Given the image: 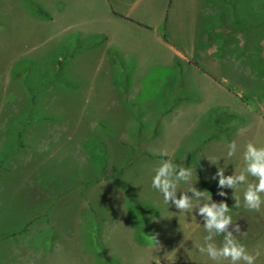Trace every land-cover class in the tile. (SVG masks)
<instances>
[{
    "label": "rangeland",
    "instance_id": "1",
    "mask_svg": "<svg viewBox=\"0 0 264 264\" xmlns=\"http://www.w3.org/2000/svg\"><path fill=\"white\" fill-rule=\"evenodd\" d=\"M111 1L134 22L154 23L153 34L122 35L130 48L163 60L176 49L172 66L138 72L134 57L123 63L107 40L94 44L101 35L82 38L76 29L107 24L105 0H0V264H110L105 249L125 264H151L132 242L125 192L109 183L152 178L160 159L146 153L167 150L192 166L209 140L236 133L234 156L215 155L225 176L238 174L246 144L264 146V0H208L211 14L197 22L190 0ZM202 93L227 107L177 110ZM100 214L107 246L78 224ZM141 234L153 243L149 227ZM59 238L40 262L28 256L31 244L51 251Z\"/></svg>",
    "mask_w": 264,
    "mask_h": 264
},
{
    "label": "crops",
    "instance_id": "2",
    "mask_svg": "<svg viewBox=\"0 0 264 264\" xmlns=\"http://www.w3.org/2000/svg\"><path fill=\"white\" fill-rule=\"evenodd\" d=\"M135 1L138 0H120V4H122L123 6H129L130 3ZM179 2L180 0H174V2L172 3L179 4ZM194 3H199V7L196 8ZM207 3L210 2L208 0H190L188 8L191 12L190 16L194 21L197 22L198 19L202 21L204 15L211 14L206 9V7L209 8ZM169 5H171V2ZM192 6L195 7L194 12ZM103 10V15L107 20V24L99 25L95 24L94 22L91 27L85 29V32L79 29L76 30L81 32L80 36H82V38H88L94 35L107 36L108 45L113 47L114 51L119 55V57L124 60L123 63H125V60L129 58H135L136 67H134V69L138 72H149L154 68L160 66H172L175 61V58L182 54H179L176 49H173L171 53L168 54V57L164 60L160 57H157L156 55L154 56V54H152L151 56L150 54H147V56L146 54L140 55V49L130 48L131 46L126 43L127 40L122 35L133 30H137L136 32H140V28L147 31L150 30V32L153 34L155 28L154 23H150L149 25L148 23H145L140 20L134 22L132 18L128 17L130 13L118 10V8L114 6L111 0H105ZM170 18L172 19L173 17ZM161 21L162 25L160 26V28H162L163 24L166 22L163 16L161 17ZM157 24L158 23H156V25ZM133 25H135L134 29H132ZM201 35V32L199 34L198 31V33L194 35L195 39L200 38ZM169 36L170 33H167V31H165V28H163L162 35L160 36L161 40L164 41L165 38H169ZM135 60L133 62L134 64ZM217 86L220 89L222 88L225 90V88L220 83H217ZM182 101L184 102V105L181 106V102H179L178 107H176L177 110H180V108H183L185 110L186 107L193 110L198 109L197 107L202 108V110H210L212 108L218 107H227L226 105L218 104L219 102L216 99H210L207 96L203 95V93L199 95L198 99ZM191 103H193L194 105L190 106ZM224 113H226V111ZM177 114H180V112L177 111ZM175 121L176 118L173 119V122ZM237 135L238 134L236 133L235 135L231 136L228 141L224 139L209 140V142L204 146V148L202 147V149L198 151L196 156V163L198 165V169H196L195 164L192 166H188L192 171V176L195 175L197 177L191 178V182L196 183L195 186L198 189L204 190L205 197L211 195L212 201H215L217 203L223 201L230 206V214L233 217V222L238 224L241 230L240 232L235 233L236 238L246 246L247 250L250 253L259 251L260 255L257 258L256 264H264V237L262 234V232L264 231V229L262 228L264 226V207H262L260 212H249L243 207V190L246 187V184L238 186L235 192V195L239 196L241 199L242 206L239 208L232 206L234 204V200L232 199V188L224 186L222 190L227 195H218V178L212 179V177L217 172V169L223 168V166L212 165V167L209 168L210 163L207 160V158L210 160L216 159L215 154L217 153V151L219 153L222 150L228 148V144L230 142H235V138L237 137ZM206 150L209 151L207 152ZM211 152L212 157L209 158L208 153L210 154ZM194 171L196 172V174L194 173ZM198 172L201 176L198 174ZM122 179L124 180L123 183L125 189L131 193V195L136 201L142 203L149 202L150 205L155 207V209L157 210V215L151 217L149 219L147 227H145L142 220H140L139 216L135 212V210L137 209L133 205L128 206V202L127 200H125V207L128 208L126 219L129 223L132 242L134 243V245H139L141 248H144V258L146 259V261L148 260L149 262L150 260L151 264H211V262L207 261V258L205 256H202L196 249V245L201 243L203 236L206 235L202 226L203 220L201 217L179 212L174 207L168 208L167 206H165L163 204L162 196L151 188V178H143V181L140 180L141 178ZM247 179L248 182H252L254 178ZM202 180H204L207 184L214 188V193H210L203 186L201 182ZM109 186L110 190H112V188L114 187L119 188L112 182L109 183ZM184 187V185H180L181 189H183ZM107 192L108 191H104L105 198L108 197ZM179 194L180 193L177 192V196H179ZM189 194V196L192 195V193L190 192ZM202 202L203 201L201 200V203ZM102 209H100V207L96 208V210L99 213L102 212L101 214L103 215V213L106 212ZM100 216L95 218V220L98 222L97 224L95 222H82L78 224L84 231H93V233H90V235L93 236L94 240L104 242L107 246V237L109 233L107 224L105 223L108 217L105 218ZM133 222L135 225H133ZM148 227L150 231L153 232L155 238L151 245H149V241H146L145 237L141 234L143 229L147 232ZM231 228L232 225H229V229ZM250 229H252L251 233ZM95 230L99 231L98 235L94 233ZM95 236H97L98 239H95ZM60 238L54 242L51 251L43 249V247H38L37 245H35V243L31 244V246L29 247L28 256H30V258L32 256H36L37 261L40 262L42 259L46 258L48 255L54 252V248L57 247L59 240H61ZM222 239V236L217 237V243H219ZM152 248L154 250L156 249V251H158L159 253H155ZM105 251L106 252L104 253V256L101 257L102 262L105 259L111 260L110 264H125L117 256V254H115V252L108 251V249H105Z\"/></svg>",
    "mask_w": 264,
    "mask_h": 264
},
{
    "label": "clouds",
    "instance_id": "3",
    "mask_svg": "<svg viewBox=\"0 0 264 264\" xmlns=\"http://www.w3.org/2000/svg\"><path fill=\"white\" fill-rule=\"evenodd\" d=\"M237 151L236 143L230 142L226 152L227 157H233ZM157 167L151 178V188L163 198V204L168 208H175L179 212L199 216L203 220L206 235L202 242L196 245L197 251L207 258L211 264H256L259 251L250 253L246 246L235 236L240 232V226L233 222L230 206L226 202L212 201V196L205 197L204 190L198 189L191 182L192 171L188 166L180 165L169 156L167 150H161ZM211 165H217L219 158L208 159ZM244 169L240 173L224 175V168H218L212 179L218 178V195H227L224 186L233 189L232 206L241 207V199L235 195L240 185L243 190V207L249 212H260L264 207V146H257L252 142L246 144L243 152ZM248 177L254 178L248 182ZM180 185H184L183 189ZM179 192V196H177ZM192 193L191 196L188 193ZM201 200L203 201L201 203ZM229 225L232 228L229 229ZM223 239L217 243V237ZM155 239V238H154ZM187 241V240H186Z\"/></svg>",
    "mask_w": 264,
    "mask_h": 264
},
{
    "label": "trees",
    "instance_id": "4",
    "mask_svg": "<svg viewBox=\"0 0 264 264\" xmlns=\"http://www.w3.org/2000/svg\"><path fill=\"white\" fill-rule=\"evenodd\" d=\"M34 12L35 13H37L38 15H40V16H42L43 18H49V15H48V13H46L45 12V10L42 8V7H40V6H38V5H36V6H34ZM107 40V36H105V35H101V39H99V41H97L96 43H94V44H99V43H101V42H103V41H106ZM61 62H59V67H58V70H60L59 68L61 67ZM127 75V74H126ZM124 92H126L127 91V88L126 87H124ZM198 150V148H196L195 149V151H197ZM146 155H148L149 157H154V158H159V159H162L161 157H159L158 156V154H155V155H153V154H147L146 153ZM188 156L189 157H191L192 156V154L189 152L188 153ZM164 159H167V157H165ZM195 166H196V169H198V165L197 164H195ZM122 171V169L120 170V172ZM119 177H116L115 179V183H116V185L120 188V189H122L124 192H125V196H126V198H127V200L129 201V202H132V204H133V206L140 212V214H141V218H142V222H143V224H144V226L145 227H147V224H148V222H149V218L151 217V216H155V215H157V210L155 209V208H153V207H149V206H147V205H145V204H142V203H140V202H138V201H136L132 196H131V194L129 193V192H127L126 190H125V186H124V183L120 180V179H118ZM95 181H97V179H94L93 181H92V183L93 182H95ZM202 182V184H203V186L210 192V193H214V188L212 187V186H210L209 184H207L204 180H202L201 181ZM91 183V182H90ZM88 184V183H87ZM22 230V229H21ZM20 230V231H21Z\"/></svg>",
    "mask_w": 264,
    "mask_h": 264
}]
</instances>
